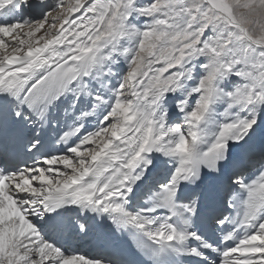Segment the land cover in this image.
Segmentation results:
<instances>
[{
  "label": "snow or ice",
  "instance_id": "6c2138e0",
  "mask_svg": "<svg viewBox=\"0 0 264 264\" xmlns=\"http://www.w3.org/2000/svg\"><path fill=\"white\" fill-rule=\"evenodd\" d=\"M0 264H264V0H0Z\"/></svg>",
  "mask_w": 264,
  "mask_h": 264
},
{
  "label": "bare ground",
  "instance_id": "6f19581e",
  "mask_svg": "<svg viewBox=\"0 0 264 264\" xmlns=\"http://www.w3.org/2000/svg\"><path fill=\"white\" fill-rule=\"evenodd\" d=\"M70 243L72 245V250H77L88 256H97L103 254L100 247L102 241L92 237H85L83 239L73 238Z\"/></svg>",
  "mask_w": 264,
  "mask_h": 264
}]
</instances>
